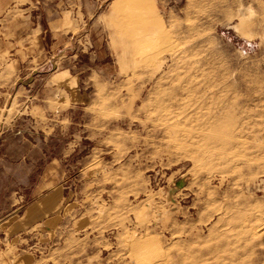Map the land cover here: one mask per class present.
I'll return each instance as SVG.
<instances>
[{
	"label": "rangeland",
	"instance_id": "rangeland-1",
	"mask_svg": "<svg viewBox=\"0 0 264 264\" xmlns=\"http://www.w3.org/2000/svg\"><path fill=\"white\" fill-rule=\"evenodd\" d=\"M59 5L67 130L31 128L60 118L32 114L51 108L43 76L0 66L1 152L22 136L77 142L47 149L27 197L61 183L64 199L18 250L34 264H264V0Z\"/></svg>",
	"mask_w": 264,
	"mask_h": 264
},
{
	"label": "crops",
	"instance_id": "crops-1",
	"mask_svg": "<svg viewBox=\"0 0 264 264\" xmlns=\"http://www.w3.org/2000/svg\"><path fill=\"white\" fill-rule=\"evenodd\" d=\"M62 0H0V66L15 74V80L34 73L42 74L43 94L41 100L51 108H40V114L60 116L57 123L43 127L33 117L40 131L67 130L63 115H66L70 98L77 90L68 87L69 70L66 66L70 21L69 11L60 6ZM74 76H72L73 78ZM37 107H34V110ZM2 137V136H1ZM2 138H0L1 141ZM74 142L64 145L47 143L39 135L18 137L0 151V228L6 233L5 246L0 250V264H34L31 254H22L15 245L19 234L39 225L52 226L57 211L64 199V185L57 183L44 191L31 193L32 178L40 166L55 158L48 148H69ZM1 150V149H0ZM28 196V197H27Z\"/></svg>",
	"mask_w": 264,
	"mask_h": 264
}]
</instances>
